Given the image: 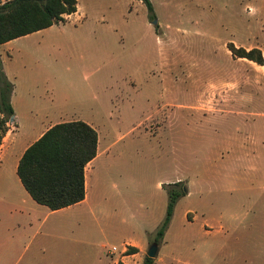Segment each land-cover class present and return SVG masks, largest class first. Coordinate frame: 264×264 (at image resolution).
<instances>
[{
  "label": "rangeland",
  "instance_id": "obj_1",
  "mask_svg": "<svg viewBox=\"0 0 264 264\" xmlns=\"http://www.w3.org/2000/svg\"><path fill=\"white\" fill-rule=\"evenodd\" d=\"M153 2L154 36L146 30L151 20L143 4L79 0L86 22L74 16L0 48L17 90V132L4 152L9 157L30 141L29 126L45 123L54 101L61 102L58 114L65 119H95L107 149L87 168L88 200L44 225L63 222L59 243L69 264H113L128 240L145 245L134 258L142 264L155 236L147 232H156L165 216L164 186L175 181L181 186L168 190L191 196L176 202L154 264L183 263L187 208L195 210L191 242L207 243L210 254L189 259L264 264V66L228 49L232 44L262 53L258 0H176L170 8ZM27 51L32 58L25 71ZM41 72V79L28 80ZM166 97L186 107L164 122L152 115ZM219 223L225 235L217 233ZM224 240L230 247L219 251Z\"/></svg>",
  "mask_w": 264,
  "mask_h": 264
},
{
  "label": "trees",
  "instance_id": "obj_2",
  "mask_svg": "<svg viewBox=\"0 0 264 264\" xmlns=\"http://www.w3.org/2000/svg\"><path fill=\"white\" fill-rule=\"evenodd\" d=\"M142 2L153 21L150 0ZM77 0H0V45L62 23L65 17L76 12ZM234 57L244 58L264 66L259 50L245 51L229 44ZM12 84L7 80L0 58V145L8 132L7 124L14 115L10 103ZM96 131L81 121L64 122L49 128L22 154L17 176L31 199L50 211H58L82 202L85 198L84 171L86 165L97 155ZM178 188L181 182L166 184L164 189L168 203L163 221L157 229L153 242L159 243L170 224L173 210L179 198L185 195ZM129 254L137 253L129 248ZM155 259L144 257L142 264H154Z\"/></svg>",
  "mask_w": 264,
  "mask_h": 264
},
{
  "label": "crops",
  "instance_id": "obj_3",
  "mask_svg": "<svg viewBox=\"0 0 264 264\" xmlns=\"http://www.w3.org/2000/svg\"><path fill=\"white\" fill-rule=\"evenodd\" d=\"M130 1L133 5L142 4V2L140 1H136V0H130ZM174 1L176 0H160V2L163 5H165L167 8H170L171 5H173L172 2ZM78 2L79 0H77L76 12L69 16H66L67 18L65 19L69 20L70 18L76 16L79 20H83V22H86L87 13L85 10L80 9ZM150 2L154 13L155 10L154 2L153 0H150ZM258 6L260 11L264 15V0H258ZM66 21L67 20H65L64 22ZM151 22L146 27V30L151 36L152 35L154 36L152 32L154 31L153 30L154 28ZM42 31L20 38H28ZM123 31H126V28H123ZM129 32H131V28H128V33ZM12 41L0 45V48L9 45ZM259 48L262 50V54L264 55V44H262V46L260 45ZM27 53L29 57L27 58V56L23 55L22 61L24 65L21 64L22 70L25 71H26L25 66L27 65V62L32 58L29 51H27ZM161 56L163 60L162 61L163 66L167 70V68L169 67L168 55L166 53L165 56L163 54ZM0 58L2 62L3 72L7 80L12 84L10 103L12 105L11 106L12 109H14L13 99L16 95L17 90H16V84L14 85L12 83V79L10 77L12 68L7 67L5 65L1 53H0ZM92 59L97 60L98 56L93 57ZM55 71L57 72V68H54L51 72H49V74H55L56 73ZM20 75L24 76V74L23 75L20 74ZM42 76H43V72L37 73L35 77L33 75L30 76L29 74L28 80L29 81L33 79L39 80L41 79ZM166 99L167 100L165 104L156 108L155 115H152L153 117H157V118L159 117L161 121L164 122L168 121V117L170 113H177L179 111H183L186 107L184 105H175L171 103L168 97H166ZM54 102H55V106L54 108H51L53 109V111H50L51 115H48L45 118H43L45 119L44 120L45 123L42 120H39L31 124L29 128L33 131L30 133V138H31L30 141L18 144L20 151L18 153L16 152L12 153L11 155H9V157L6 156L4 150L7 149V147L10 148L12 145H14V142H12L11 140L15 132H17V129L13 116H12L13 120L9 122L12 125V128H10V125L7 124L8 132L6 133L5 137L2 140V144L0 145V264H69V262L65 259V255H64V253H66L68 250L66 247L62 246V244L59 243L65 239L60 234L62 229L60 228V225L63 222L62 221L58 223L52 222L51 224H48V226H44V225L47 224L51 215L69 210L73 207L86 203V201L88 200L87 192L89 187L87 168L91 164L97 161V157L99 153L104 152V150H106L107 147H104L103 145L100 144V135L98 132L97 123L93 117L91 119H85L79 117L77 118L70 117L68 119H65L59 116L58 114L62 111L61 108H59L61 102L60 101H54ZM91 111L97 112V109L94 108ZM152 116L148 117L149 119L148 121H151ZM73 121L84 122L96 131L98 136L97 155L85 167L84 200L76 205L58 211H50L47 207L39 205L36 202H34L23 188L17 176L18 162L24 151L37 139H39L42 136V134L45 133L49 128H51L56 124H60L64 122H73ZM7 134L10 135L8 136V140L5 143L4 140L5 138H7ZM177 182L180 181H175L168 184H174ZM184 192L186 198L191 196V191L185 190ZM194 212H195L194 208L193 209L187 208L186 211L184 212L185 226H183V234H181L180 239H183L182 246L183 249L186 250V255L184 256L185 259L182 264H198V262L195 259L192 260L189 259V257L192 255L195 258L197 256H200L202 259H210V254L206 252V250L209 251L208 249L209 245H207V243L192 244L191 242V238L193 237L195 231L197 230V228L194 226V222L196 220L195 217L193 216ZM41 230H44V232L40 233ZM204 232L206 235L207 233H209L208 230ZM218 232L223 233L224 235L226 233L225 228L221 223H219L218 225L217 233ZM154 233H156L155 230L147 232L148 235H152ZM123 245L124 248L122 250L120 258L114 261L113 264H129L128 260L133 261L131 262V264H134L135 261L134 258L137 255H139L141 251L143 250L146 251L145 245L135 240L124 241ZM159 245L160 244H158V250H159ZM126 247L136 248L137 253L131 255H124V252L126 251ZM228 247H230V245H228L227 240H224L221 244L218 245L219 251L225 250ZM41 256L43 257L41 258ZM221 261H225V259L223 260L222 258Z\"/></svg>",
  "mask_w": 264,
  "mask_h": 264
},
{
  "label": "water",
  "instance_id": "obj_4",
  "mask_svg": "<svg viewBox=\"0 0 264 264\" xmlns=\"http://www.w3.org/2000/svg\"><path fill=\"white\" fill-rule=\"evenodd\" d=\"M152 26H155L157 24L156 21L151 22ZM13 120V117H11L10 121ZM158 254V243L153 242L149 248L147 249L146 256L151 259H155Z\"/></svg>",
  "mask_w": 264,
  "mask_h": 264
},
{
  "label": "built area",
  "instance_id": "obj_5",
  "mask_svg": "<svg viewBox=\"0 0 264 264\" xmlns=\"http://www.w3.org/2000/svg\"><path fill=\"white\" fill-rule=\"evenodd\" d=\"M1 1H2V0H1ZM2 3H4V1H2ZM111 251H112V252H116V248L113 247Z\"/></svg>",
  "mask_w": 264,
  "mask_h": 264
}]
</instances>
